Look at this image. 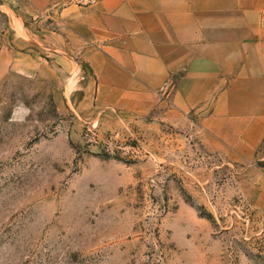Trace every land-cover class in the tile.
I'll return each instance as SVG.
<instances>
[{
  "label": "rangeland",
  "instance_id": "obj_1",
  "mask_svg": "<svg viewBox=\"0 0 264 264\" xmlns=\"http://www.w3.org/2000/svg\"><path fill=\"white\" fill-rule=\"evenodd\" d=\"M31 21L55 30L44 11ZM45 53L0 74V264H264L249 163L204 146L202 110L182 124L79 110L77 66L63 81Z\"/></svg>",
  "mask_w": 264,
  "mask_h": 264
},
{
  "label": "crops",
  "instance_id": "obj_2",
  "mask_svg": "<svg viewBox=\"0 0 264 264\" xmlns=\"http://www.w3.org/2000/svg\"><path fill=\"white\" fill-rule=\"evenodd\" d=\"M39 10L54 31L33 29ZM8 15L1 76L46 52L63 81L77 66L79 110L171 124L202 110V143L249 163L240 191L264 210V0H23Z\"/></svg>",
  "mask_w": 264,
  "mask_h": 264
},
{
  "label": "built area",
  "instance_id": "obj_3",
  "mask_svg": "<svg viewBox=\"0 0 264 264\" xmlns=\"http://www.w3.org/2000/svg\"><path fill=\"white\" fill-rule=\"evenodd\" d=\"M23 0H0V11L6 12V8L9 7L10 4L17 6L19 5Z\"/></svg>",
  "mask_w": 264,
  "mask_h": 264
}]
</instances>
